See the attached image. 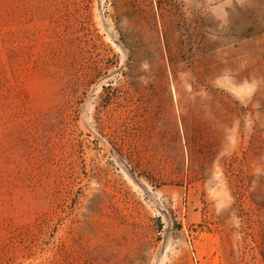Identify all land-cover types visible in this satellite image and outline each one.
I'll return each instance as SVG.
<instances>
[{"label":"rangeland","instance_id":"rangeland-1","mask_svg":"<svg viewBox=\"0 0 264 264\" xmlns=\"http://www.w3.org/2000/svg\"><path fill=\"white\" fill-rule=\"evenodd\" d=\"M0 264H264V0H0Z\"/></svg>","mask_w":264,"mask_h":264}]
</instances>
